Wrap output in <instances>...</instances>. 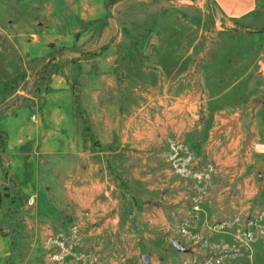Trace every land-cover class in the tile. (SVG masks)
<instances>
[{
	"label": "rangeland",
	"instance_id": "1",
	"mask_svg": "<svg viewBox=\"0 0 264 264\" xmlns=\"http://www.w3.org/2000/svg\"><path fill=\"white\" fill-rule=\"evenodd\" d=\"M85 1L0 0V120L61 77L74 98L111 80L122 117L82 116V152L33 153L27 184L0 122V264H264V0L235 27L210 0L138 1L113 47Z\"/></svg>",
	"mask_w": 264,
	"mask_h": 264
},
{
	"label": "crops",
	"instance_id": "2",
	"mask_svg": "<svg viewBox=\"0 0 264 264\" xmlns=\"http://www.w3.org/2000/svg\"><path fill=\"white\" fill-rule=\"evenodd\" d=\"M142 0H117L114 4L109 5L104 0V7L98 5L97 0H86L80 7L86 8L82 13L86 18L89 14L102 13L104 14V32L101 39L104 40V45H108L113 41L111 46L120 43V34L123 31V24L126 20V9ZM214 5L219 16L223 18L228 24L235 27L237 22H240L250 16L254 11L256 0H210ZM94 2L97 3L94 11ZM103 5V4H102ZM87 9H90L89 11ZM97 16V15H96ZM83 38H81L82 40ZM80 44H82L80 42ZM81 48L75 50V55L78 56ZM82 75L75 78L72 82L70 79L68 83L78 89L92 86V69L87 66L86 62H82ZM104 67V66H103ZM61 75V72H60ZM76 76V75H75ZM61 77V76H60ZM64 82V83H63ZM102 93L98 98L95 95H88L91 89H87L84 94L76 98L64 93L66 82L61 79H56L52 82L53 87L59 90L58 93L45 96L43 98L34 99V107H23L17 109V114L5 115L0 122H5V132L8 135V140L4 148L6 158L5 169L8 172L7 180L11 183L27 184L32 182L34 178L29 169L30 161L34 162V154L37 151L41 152H65V153H79L84 147V139L82 138L83 118L85 121H90L101 128V133L104 135V128L111 132V129L119 127V120H122L121 114L117 107H110L108 105V97L104 96V88L113 85L111 80H104L102 78ZM106 82L107 86H104ZM40 84V80L37 81ZM103 94V95H102ZM87 95V96H86ZM104 98L105 101L104 102ZM118 100V99H117ZM120 100H118V103ZM5 113L11 110L6 108ZM114 112L116 115L114 116ZM111 114V116H110ZM96 116L97 118H93ZM95 120V121H93ZM112 120L113 124H110ZM92 121V123H91ZM11 128V130H10ZM104 138V137H103ZM108 142L109 139L105 138ZM86 144V143H85ZM89 145V143L87 144ZM13 157L11 158H7ZM4 168V165H3ZM1 169V167H0ZM36 172V168L32 169ZM32 176V177H31ZM0 183L2 178L0 177ZM49 226V225H46ZM55 226V225H54Z\"/></svg>",
	"mask_w": 264,
	"mask_h": 264
},
{
	"label": "water",
	"instance_id": "3",
	"mask_svg": "<svg viewBox=\"0 0 264 264\" xmlns=\"http://www.w3.org/2000/svg\"><path fill=\"white\" fill-rule=\"evenodd\" d=\"M171 244H172V246H173L174 248H176L178 251H183V250H184V248L179 244L178 241H174V240H172V241H171ZM144 259H145V261H146V260H147V257H144Z\"/></svg>",
	"mask_w": 264,
	"mask_h": 264
}]
</instances>
